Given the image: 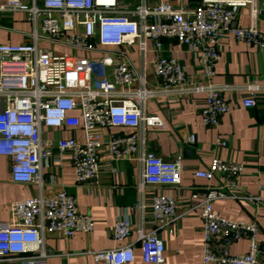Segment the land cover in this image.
Instances as JSON below:
<instances>
[{
    "label": "built area",
    "instance_id": "1",
    "mask_svg": "<svg viewBox=\"0 0 264 264\" xmlns=\"http://www.w3.org/2000/svg\"><path fill=\"white\" fill-rule=\"evenodd\" d=\"M195 1L193 6L180 8L167 2L131 8L126 0H0V12L27 13L25 20L33 25L30 32H24L30 41L0 43V155L10 159L12 180L42 187L43 165L64 161V153L69 154L66 160L73 165L78 182L97 180L102 171L103 130L112 126L130 129L112 133L106 143L113 159L135 157L141 162V187L179 185L181 157L164 160L147 148L146 129L164 126V121L157 115L146 114L145 102L161 94L204 92L202 123L217 127L229 111L223 87L213 83L221 40L232 34L239 41L264 49V32L255 23L249 26L237 23L240 7L249 8L253 20L258 18L261 13L258 0ZM141 36L155 41L157 47L164 37L188 45L200 62L202 83H193L176 57L158 56L152 61L160 82L151 87L143 74L112 55L95 60L38 45L40 40H46L94 51L134 44ZM138 81L140 87L133 89ZM248 88L251 93L243 104L252 107L257 105L255 92L262 87L252 83ZM67 127L80 128L84 138L53 140L44 136L45 129ZM189 140L194 141L195 137ZM217 144L226 145L227 141L219 136ZM245 170L243 163L215 156L208 167L195 173L208 180L219 174L226 177L225 182L203 186L192 195L203 218L200 264H259L264 257L257 220L229 218L214 209L215 199L236 197L237 177ZM149 206L153 223L168 226L173 233L171 224L179 211L176 195L156 193ZM136 207L143 208L145 204L141 201ZM11 211L12 222L0 220V258L21 255L22 264H46L47 233L71 238L76 232L91 233L95 228L93 217L79 211L75 195L65 187L53 195L15 201ZM131 231V219L122 216L114 224L113 237L115 241L124 240ZM139 238L146 261H165V242L156 231H140ZM241 239L248 240V251L233 253L231 245ZM92 253L96 262L106 264L135 260L132 244Z\"/></svg>",
    "mask_w": 264,
    "mask_h": 264
},
{
    "label": "crops",
    "instance_id": "2",
    "mask_svg": "<svg viewBox=\"0 0 264 264\" xmlns=\"http://www.w3.org/2000/svg\"><path fill=\"white\" fill-rule=\"evenodd\" d=\"M131 8L138 4L156 5L161 2L173 4L176 8L193 6L195 0H126ZM261 13L253 20L249 8L240 7L237 23L249 26L255 23L264 32V0H258ZM14 16L12 17L11 15ZM13 14L0 12V43H23L31 38L17 27L25 19L23 12ZM20 17V18H19ZM12 23H4L5 19ZM140 20V17H138ZM152 20V19H150ZM27 22V21H26ZM143 22V21H142ZM29 23V22H28ZM31 25V23H29ZM157 47L150 38L138 37L134 44H122L94 51L74 49L63 44L40 40L38 45L56 52L98 60L104 55H112L117 61H125L143 74L147 85L154 87L160 78L153 69L152 61L158 56L176 57L187 76L195 84L202 83L201 66L195 52L175 38L164 37ZM55 48H54V47ZM51 47V48H50ZM64 49V50H61ZM220 59L217 62L213 83L223 87V95L229 104L217 127L202 123L201 111L205 106V93L195 92L185 95H158L148 99L144 111L157 115L164 126H150L145 131L147 148L164 160L181 157L183 169L177 186L146 185L142 183V164L135 157L113 159L107 140L112 133L129 132L128 128L107 126L103 130L105 145L100 152L102 171L97 180L83 183L77 181L76 172L70 161H51L42 167L43 186L17 183L11 177L10 159L0 155V220L12 222L13 202L39 195H53L65 187L77 199L78 209L90 214L95 221L91 233L76 232L71 238L53 234L45 235L46 264H106L96 262L93 251L112 249L132 244L135 260L126 264H200L203 251V218L201 208L192 199L199 188L225 182V175H217L208 180L195 175L205 169L213 157L226 161L240 162L245 172L237 177L239 189L236 197H220L214 200V209L221 215L233 219L257 220L261 231L259 242L264 250V49L256 44L237 40L232 34L223 37L219 44ZM258 83L261 89L255 92L257 105L245 106L244 98L251 93L249 85ZM140 87V82L133 89ZM44 136L56 140L59 137L84 138L80 128L67 127L45 129ZM195 140L190 141L189 137ZM222 137L226 145H218ZM53 150L57 152V148ZM115 169V170H113ZM142 188V189H141ZM171 192L179 203L177 218L172 222L174 232L169 227L157 226L152 221L151 197L156 193ZM145 207L137 208L139 202ZM128 216L132 221L130 235L120 241L113 237V227L119 217ZM156 231L165 242V261L156 263L144 259L145 249L139 232ZM249 248L248 240L241 239L231 245L233 253H244ZM21 255L0 258V264H22ZM259 264H264L261 257Z\"/></svg>",
    "mask_w": 264,
    "mask_h": 264
},
{
    "label": "rangeland",
    "instance_id": "3",
    "mask_svg": "<svg viewBox=\"0 0 264 264\" xmlns=\"http://www.w3.org/2000/svg\"><path fill=\"white\" fill-rule=\"evenodd\" d=\"M8 13H10V14H13V13H15V12H8ZM12 17L14 16V14L13 15H11ZM20 18V17H19ZM26 19L27 20V13H25V17H21L20 19ZM5 22H7V23H12L11 25H13V27H15V23L13 22V20L10 18H8V19H5L4 20V23ZM24 22V24L23 23H21L20 25H18L17 27H19L20 29H22V30H24V31H27V30H29L30 28L32 29L33 28V25H30L28 22H26V21H23ZM54 47V46H53ZM51 48V47H50ZM55 48V47H54ZM61 50H64V49H61Z\"/></svg>",
    "mask_w": 264,
    "mask_h": 264
}]
</instances>
